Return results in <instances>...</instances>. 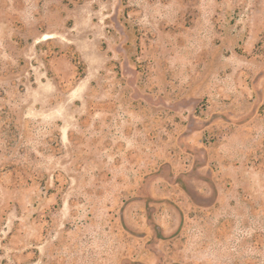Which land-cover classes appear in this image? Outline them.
Instances as JSON below:
<instances>
[{
	"label": "rangeland",
	"instance_id": "1",
	"mask_svg": "<svg viewBox=\"0 0 264 264\" xmlns=\"http://www.w3.org/2000/svg\"><path fill=\"white\" fill-rule=\"evenodd\" d=\"M0 264H264V0H0Z\"/></svg>",
	"mask_w": 264,
	"mask_h": 264
}]
</instances>
